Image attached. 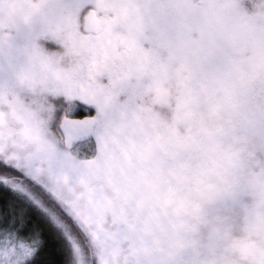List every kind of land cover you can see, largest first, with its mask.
Returning a JSON list of instances; mask_svg holds the SVG:
<instances>
[{
  "label": "rangeland",
  "instance_id": "1",
  "mask_svg": "<svg viewBox=\"0 0 264 264\" xmlns=\"http://www.w3.org/2000/svg\"><path fill=\"white\" fill-rule=\"evenodd\" d=\"M0 161L67 264H264V0H0Z\"/></svg>",
  "mask_w": 264,
  "mask_h": 264
},
{
  "label": "trees",
  "instance_id": "2",
  "mask_svg": "<svg viewBox=\"0 0 264 264\" xmlns=\"http://www.w3.org/2000/svg\"><path fill=\"white\" fill-rule=\"evenodd\" d=\"M72 107L73 117L93 113L91 109L80 104ZM91 140L76 146L81 149L79 158L92 159L95 156L96 149ZM2 170H8L16 176L17 171L14 168L5 166L0 161V171ZM17 197L12 190L0 183V229L6 231L3 237L14 241L13 244L17 247H23L18 250L20 253L25 250L27 252L16 256V260L8 254V262L5 264H67L66 252L63 249L66 248V242L62 234L36 205L25 200L29 204L26 211L18 209V202L14 200V203L12 200ZM23 200L21 198L18 201Z\"/></svg>",
  "mask_w": 264,
  "mask_h": 264
},
{
  "label": "water",
  "instance_id": "3",
  "mask_svg": "<svg viewBox=\"0 0 264 264\" xmlns=\"http://www.w3.org/2000/svg\"><path fill=\"white\" fill-rule=\"evenodd\" d=\"M102 30L101 21L95 10L85 16L84 31L99 34ZM98 120L93 115L83 117H65L60 123V133L64 139V146L73 150L77 145L93 139Z\"/></svg>",
  "mask_w": 264,
  "mask_h": 264
}]
</instances>
